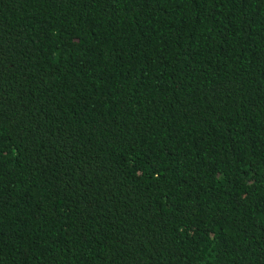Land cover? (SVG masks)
I'll return each mask as SVG.
<instances>
[{"label":"trees","instance_id":"obj_1","mask_svg":"<svg viewBox=\"0 0 264 264\" xmlns=\"http://www.w3.org/2000/svg\"><path fill=\"white\" fill-rule=\"evenodd\" d=\"M0 264H264V0H0Z\"/></svg>","mask_w":264,"mask_h":264}]
</instances>
